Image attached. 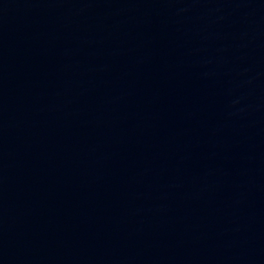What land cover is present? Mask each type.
<instances>
[{
	"label": "water",
	"instance_id": "obj_1",
	"mask_svg": "<svg viewBox=\"0 0 264 264\" xmlns=\"http://www.w3.org/2000/svg\"><path fill=\"white\" fill-rule=\"evenodd\" d=\"M0 264H264V0H0Z\"/></svg>",
	"mask_w": 264,
	"mask_h": 264
}]
</instances>
